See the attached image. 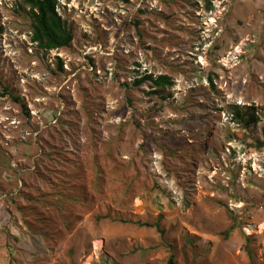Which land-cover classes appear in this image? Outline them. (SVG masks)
<instances>
[{
  "label": "rangeland",
  "instance_id": "obj_1",
  "mask_svg": "<svg viewBox=\"0 0 264 264\" xmlns=\"http://www.w3.org/2000/svg\"><path fill=\"white\" fill-rule=\"evenodd\" d=\"M58 2L0 0V264H264V0Z\"/></svg>",
  "mask_w": 264,
  "mask_h": 264
},
{
  "label": "trees",
  "instance_id": "obj_2",
  "mask_svg": "<svg viewBox=\"0 0 264 264\" xmlns=\"http://www.w3.org/2000/svg\"><path fill=\"white\" fill-rule=\"evenodd\" d=\"M26 6L30 8V15L33 21L32 25V42L37 44L38 48L43 51H55L71 46L74 40V34L69 29L67 24L62 20L57 9L58 0H21ZM208 10H211L209 3ZM3 33V29L0 28V34ZM146 82H151L153 88L157 90L153 91L154 95H160L166 91L169 87L173 86V80L169 76H159L156 79L152 76H146L138 80L136 86H141ZM211 84L214 87V83L211 80ZM8 92V91H7ZM16 102H21L19 98L13 97ZM22 107L25 110L26 107L22 103ZM239 109V108H238ZM234 122L239 124L245 130H249L253 125L257 124L259 117L255 108H250L248 111L243 112L240 109L235 110ZM264 143H257V148H261ZM140 225V224H139ZM148 228H156V230L165 237L166 232L162 229L160 222L155 224L140 225ZM235 227H231L223 233L225 238H228ZM248 255L250 264H255V256L253 251L249 248ZM169 264H175L174 256H171Z\"/></svg>",
  "mask_w": 264,
  "mask_h": 264
}]
</instances>
